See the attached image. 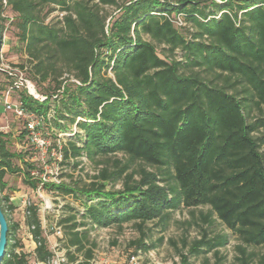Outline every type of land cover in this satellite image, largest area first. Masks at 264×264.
<instances>
[{"label": "trees", "instance_id": "16d2710c", "mask_svg": "<svg viewBox=\"0 0 264 264\" xmlns=\"http://www.w3.org/2000/svg\"><path fill=\"white\" fill-rule=\"evenodd\" d=\"M104 6L116 14L102 13ZM3 8L0 0L1 33ZM6 8L33 78L54 82V91L43 94L26 75L46 100L17 90L22 107L45 119L51 99L60 95V118L75 123L79 142L62 145L65 159H127L112 170L100 168L82 187L46 182L34 177L36 166L21 152L7 148L9 133L0 132V191L6 173H22L31 188L82 200V217L102 227L142 225L180 205H207L202 224L211 225L214 214L241 242L232 264H251L255 253L247 247L264 246V0H6ZM44 10L61 16L47 22ZM175 16L192 27L189 35L175 26ZM157 45H163L160 52ZM64 72L68 77L61 78ZM134 162L140 165L128 171ZM117 181L119 189L106 188ZM5 199L0 195L8 223L0 264H31L29 253L13 249L15 226ZM25 222L35 261L51 264L37 205L26 206ZM83 223L73 222L69 230V246L83 254L76 264H88L93 255L86 232L73 231ZM227 241L226 234L209 236L203 228L180 264L202 251H213V264H225L218 248ZM256 264H264V255Z\"/></svg>", "mask_w": 264, "mask_h": 264}, {"label": "rangeland", "instance_id": "374dc122", "mask_svg": "<svg viewBox=\"0 0 264 264\" xmlns=\"http://www.w3.org/2000/svg\"><path fill=\"white\" fill-rule=\"evenodd\" d=\"M216 1L219 2L220 0ZM101 12L116 14L114 7L111 6H104ZM45 14L46 10L42 12V15L45 16ZM2 15L4 17V30L0 52H2L4 63L22 69L23 73L34 81L39 92L43 94L53 92V80L39 81V74L33 78V65L27 59L24 44L17 40L18 31L10 19L9 8H3ZM60 16L59 10H54L45 16V20L55 22ZM174 24L186 35L192 31V27L184 23L182 16H175ZM144 37L149 40L146 36ZM162 48L163 45H157L159 52ZM63 77H68L66 72L61 78ZM4 87L5 77L0 71V91ZM12 97L14 99L15 94ZM61 100L64 99H61L60 95L57 99L52 98L46 118L39 117V130L42 137L48 142L45 151H39L35 148L28 141L26 134L20 137L24 129L22 120L16 118L11 112H2L1 107L0 132L9 133L6 146L10 151L21 152L25 160L36 166L32 171L34 177L41 178L46 182H62L71 187H82L84 184L95 180L93 176L97 175L100 168L108 167L112 170L115 168L116 161L124 163L127 156L115 154L88 159L82 155L65 159L62 156V151H59V147L68 140L77 144L79 142L76 135H72L73 128H77L75 123H70L68 118H60L61 111L63 112ZM262 150L264 151V145ZM76 160L78 161L77 165L74 164ZM13 162L23 166L18 159H14ZM139 165V162H134L128 171L136 169ZM147 169L154 170V168L149 167ZM4 180L7 186L3 191H0V195L7 197L4 204L9 220L15 226L14 239L16 244L13 249L16 252L22 250L29 253L31 264L44 263L36 262L34 259L35 243L25 222L26 206L29 204L38 206V216L41 220L43 235L46 237L49 249L53 252L51 264H76L82 260V251H75V246H69V238L71 237L69 230H71L70 226L73 222H84L78 224L73 231L86 232L85 247L93 249L92 258L100 261L101 264H127L132 254L138 255L137 264H180L181 255H187L188 245L195 238H200L203 228L208 231L209 236L217 233L228 236L226 245L218 248L220 254L225 257V264L236 263V256L239 255L237 245L241 242L214 214L211 215L213 220L211 225L202 224L200 217L209 211L207 205L196 207L180 205L178 208L168 210L164 217L147 221L142 225H139L138 221H130L121 226L102 227L93 225L88 218L82 217L84 213L83 202L72 194L44 189L41 185L35 189L31 188L23 182L22 173H6ZM120 187V181L113 184L109 183L106 186V188L114 189ZM69 216H74V219L65 221ZM142 244L146 246V249L143 248ZM185 244L187 245L185 246ZM247 250L255 253L251 264H256L258 257L264 255L263 245L248 246ZM74 257L75 259H73ZM213 262V251H202L197 255H190L188 258V264H213Z\"/></svg>", "mask_w": 264, "mask_h": 264}, {"label": "built area", "instance_id": "2783aa9c", "mask_svg": "<svg viewBox=\"0 0 264 264\" xmlns=\"http://www.w3.org/2000/svg\"><path fill=\"white\" fill-rule=\"evenodd\" d=\"M4 7H6V0H2ZM11 19V18H10ZM2 52H0V71L9 77L10 83L0 91V107L2 112H11L16 118L23 122L24 128L27 130L28 141L35 146L39 151H45L48 142L42 137L39 130L40 119L34 113L26 111L21 102L14 98L13 95L17 90H23L34 99L42 102L46 100V96L39 93L34 83L23 73L22 69L6 65L3 61ZM56 96L54 95L53 98ZM79 119V118H78ZM77 132V128H73L72 135ZM62 146L59 147L61 152ZM138 255L132 254L127 264H137ZM64 259L62 258V261ZM88 264H101L95 258H91Z\"/></svg>", "mask_w": 264, "mask_h": 264}, {"label": "water", "instance_id": "95a60500", "mask_svg": "<svg viewBox=\"0 0 264 264\" xmlns=\"http://www.w3.org/2000/svg\"><path fill=\"white\" fill-rule=\"evenodd\" d=\"M2 46V33L0 29V48ZM8 223L0 203V263L6 254Z\"/></svg>", "mask_w": 264, "mask_h": 264}]
</instances>
